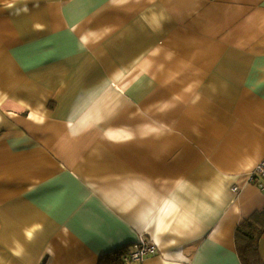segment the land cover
<instances>
[{"label": "crops", "instance_id": "obj_1", "mask_svg": "<svg viewBox=\"0 0 264 264\" xmlns=\"http://www.w3.org/2000/svg\"><path fill=\"white\" fill-rule=\"evenodd\" d=\"M263 161L264 0H0V264H241Z\"/></svg>", "mask_w": 264, "mask_h": 264}, {"label": "trees", "instance_id": "obj_2", "mask_svg": "<svg viewBox=\"0 0 264 264\" xmlns=\"http://www.w3.org/2000/svg\"><path fill=\"white\" fill-rule=\"evenodd\" d=\"M264 231V211H257L245 218L235 229V249L241 264H264L258 249ZM124 247L110 254L103 264H127Z\"/></svg>", "mask_w": 264, "mask_h": 264}, {"label": "built area", "instance_id": "obj_3", "mask_svg": "<svg viewBox=\"0 0 264 264\" xmlns=\"http://www.w3.org/2000/svg\"><path fill=\"white\" fill-rule=\"evenodd\" d=\"M258 178V179H256ZM251 181H254L256 185L264 191V161L257 167L254 173L249 177ZM256 180V181H255ZM236 190V187L233 188ZM156 252L155 246L142 240L137 245L131 247L125 254V261H140L148 255H152Z\"/></svg>", "mask_w": 264, "mask_h": 264}]
</instances>
